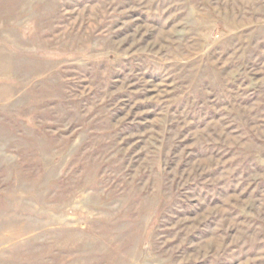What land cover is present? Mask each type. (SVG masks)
<instances>
[{"label": "rangeland", "instance_id": "obj_1", "mask_svg": "<svg viewBox=\"0 0 264 264\" xmlns=\"http://www.w3.org/2000/svg\"><path fill=\"white\" fill-rule=\"evenodd\" d=\"M0 264H264V0H0Z\"/></svg>", "mask_w": 264, "mask_h": 264}]
</instances>
